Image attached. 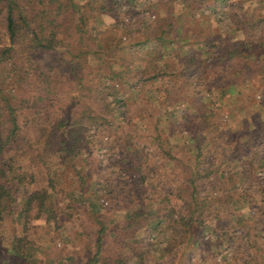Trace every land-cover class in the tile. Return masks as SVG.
<instances>
[{
    "label": "trees",
    "instance_id": "16d2710c",
    "mask_svg": "<svg viewBox=\"0 0 264 264\" xmlns=\"http://www.w3.org/2000/svg\"><path fill=\"white\" fill-rule=\"evenodd\" d=\"M256 1L261 5L263 0ZM157 2L165 5L164 13L155 11L152 18L139 22L135 18L124 20L116 0H84L82 6L74 0H0V264H41V258L36 262L24 259L27 245L43 246L53 240L57 233L54 228L72 219L66 207L82 204L73 199L57 204L49 191L55 193L60 186L39 167L50 154L71 159L83 145L88 147L87 169H75L73 160L66 164L79 182L93 175L107 183L116 198L129 192V200L136 202L126 217L116 222L99 214L92 204L83 207L95 225L92 242L85 244L86 264L95 261L97 255L107 264H122L121 256L133 252L135 246L142 256L144 248H139V243L146 247L160 226L169 235L167 251L172 252L180 243L183 248L188 242L194 245L201 238V230L211 229L208 224L220 227L221 232L230 229V242L235 241L232 228H241L254 262L264 264L258 256L264 254V118L257 127L247 129V137L240 143L232 133L221 140L209 135L210 162L199 168V153L185 162L181 151L171 148L167 133L155 127L151 102L131 98L133 92L154 89L162 91L169 102L177 94V99L187 97L186 102L196 107L197 100L189 94L193 81L205 80L209 88L225 82L227 86L228 81L240 80L246 61L248 75L258 73L257 79L263 81L264 57L255 56L264 52V12L252 13L245 8L236 14L231 9L229 30L216 29L211 35L205 28L199 29L192 17L207 0H178L176 13L169 9L171 0ZM100 13L113 17L101 29L94 22ZM237 31L240 36H236ZM201 43L204 54L193 47ZM182 44L184 48L171 54L173 45ZM40 50L61 53L43 61ZM89 54H97L109 69L101 74L102 65L91 67ZM112 62L121 66L120 74L111 69ZM108 75L115 77L116 84L103 81ZM118 85L124 88L123 124L116 123L119 118L104 100L106 95H119ZM228 100L237 108L244 106L240 97ZM188 115L179 114L183 120ZM213 120L201 112L192 114L196 122L190 134L192 144L198 141L201 128L211 131L217 126ZM149 128L154 131L148 137L143 129ZM104 135L112 136L111 140H105ZM242 151L248 154L234 176L233 159ZM105 154L115 156L106 167L100 165ZM149 158L159 166L158 161L171 160L166 166L171 175L168 187L149 184L154 177L152 164L146 166ZM255 167L263 173L256 172ZM116 176L123 179L117 187L112 186ZM235 180L237 186L229 188V182ZM79 189L84 191V186ZM247 192L251 196L246 197ZM240 197L248 200L254 213H234L229 200ZM16 211L21 213L17 219L13 217ZM139 229L143 231L141 237L135 236ZM104 238L112 240L113 256L105 255Z\"/></svg>",
    "mask_w": 264,
    "mask_h": 264
},
{
    "label": "rangeland",
    "instance_id": "374dc122",
    "mask_svg": "<svg viewBox=\"0 0 264 264\" xmlns=\"http://www.w3.org/2000/svg\"><path fill=\"white\" fill-rule=\"evenodd\" d=\"M84 0H74V2L82 6ZM120 4L119 12L120 16L124 20H131L135 18L137 21L142 22L144 20L150 19L152 17H146L141 10L147 9L148 13L156 12L164 13L165 5H159L157 0H150L148 3L142 5L140 2H134L133 0H116ZM208 3H204L202 7L208 8L207 13H203L200 9L193 13V19H196L199 23L198 28H205L204 31H208L211 35L215 34V30L218 29L219 32L226 31L228 22V13L232 9L236 14H240L242 9H247L252 13L264 12V0L261 5L257 3L256 0H207ZM180 6L178 0H171L169 3V9L176 13L177 8ZM201 7V6H200ZM199 7V8H200ZM131 8L132 12L129 11ZM135 10V11H134ZM143 11V12H144ZM198 12V14H196ZM132 13V14H130ZM130 14V15H129ZM171 14V13H170ZM113 20V17L107 13H100L95 16L94 22L97 24V28H104L109 22ZM207 28V29H206ZM229 30V29H228ZM236 36H240V31L236 32ZM123 38V37H122ZM97 45H99V40H97ZM174 52L178 53L179 50L185 47V45L172 46ZM193 47H197V51L204 54L205 48L201 44H194ZM171 48V47H170ZM60 51H48L40 50L39 57L41 60H50L53 56L60 55ZM252 57L255 56L253 52L250 53ZM261 54V55H260ZM175 56V55H174ZM264 57V52H260L256 57ZM254 58V59H255ZM88 64L95 68L98 65H102L99 72L105 73L108 68L106 63L97 54H89L87 56ZM249 62V61H246ZM243 62L246 67L245 72L240 77L239 81H228L225 84H217L212 87H208V83L205 80H195L190 84L189 94L192 100H197L196 107L190 106L186 101L189 98H176L173 95V100L169 102L163 97L162 91L149 89L140 94L133 92L131 93L132 100H138L139 98L147 99L151 102L153 110L151 113V118L155 119V127L162 129L163 133H167V140L171 144V148H175L176 151L179 149L181 155L184 157L185 162L192 161V156L194 153H199L198 167L204 168L206 164L210 162V152L209 148V135H213L216 140H221L228 133L234 134L235 138L240 143L241 140L247 137V129L251 130L258 126L260 120L264 118V80L260 81L257 79L258 73L254 76H249V66L248 63ZM253 64L255 61H253ZM112 70H115L120 74L121 66L118 63L112 62L110 65ZM109 69V68H108ZM110 74V72L108 71ZM230 80V79H229ZM107 85L111 82L116 84L115 77H106L103 80ZM120 88L119 95L111 97L106 95L104 97L105 102L113 110L115 117L119 118L116 122L117 124H123L125 118V113L122 105V89L123 86L118 85ZM241 98L242 105L241 108H237V105L230 102L228 98L238 99ZM201 105V106H200ZM181 112H186L189 115L186 119H182L179 114ZM201 112L202 116L206 118H214V122L217 124L211 131H206L201 128L199 131L198 141L194 144L190 142V134L193 133V129L196 122L192 121V114H199ZM141 124V121L137 120ZM141 127V126H140ZM153 129H143V133L148 137L153 134ZM105 140H111L109 136H103ZM96 144L95 140L94 143ZM150 145L149 147H151ZM88 147L86 145L81 146L76 149L71 159L59 156L58 154H50L46 158L42 159V164L40 171L43 175H46V170L48 171V176L54 179L55 184L59 187L58 191H49V193L54 196V201L57 204H64L68 200H79L82 205L75 204L74 207L67 206L66 208L71 212V218L66 222H63L61 226L54 228L57 231L53 240H49L43 246L28 244L26 249V259L29 262H36L41 258V264H86L85 251L86 245L92 242L94 236L95 225L90 222L88 216L84 213L83 207L94 205L99 210V214L104 217H110L112 222L120 221L126 217L129 207H134L136 202L129 200V192L124 193L123 197L118 199L115 195L111 194L109 191V185L105 183L102 179L93 177V175L82 182H79L78 175L67 166L73 160L74 168L82 171L87 169L88 161L85 160ZM247 152H240L239 156H234V161L232 169L234 176H237V172L242 167L241 160H243ZM113 154L103 155L100 161L101 166H109L111 160L114 159ZM152 158L147 159L146 166L151 165ZM154 160V159H153ZM156 160V159H155ZM92 160L90 161V163ZM158 164H152L150 166L151 172L154 177L149 179V184L153 186H160L163 188L168 187L171 184V175L168 174L169 164L171 165V160L158 161ZM162 162V164H161ZM256 172L262 174L263 171L259 167H255ZM174 174L177 175V169H175ZM243 175V174H242ZM244 176V175H243ZM40 181H45V178L38 177ZM71 179V181H69ZM229 182V188L232 186H237L238 182ZM123 182L121 177L112 178V186H119ZM76 183V184H75ZM81 183V184H80ZM84 186V191H80L79 186ZM256 191V190H255ZM252 191V194H257ZM264 196V191L262 193ZM246 197L251 196L248 192ZM111 198V200H110ZM104 201H106L104 203ZM230 203L235 209V214L254 213L252 206H249L248 200L240 197L237 200L231 198ZM120 202V203H119ZM79 203V202H78ZM233 209V210H234ZM78 211V215H76ZM152 212V210H150ZM19 211H16L13 215L17 219ZM256 220L259 217L255 216ZM40 221V220H38ZM41 222V221H40ZM154 221H152L153 223ZM212 224H208L211 229L206 228L201 230V238L198 242L192 245L188 242L183 248V243L177 244L172 248V252H169L165 248V243L168 240V232L165 228H161L154 232L149 238V242L146 247H143L140 243L139 248H144L142 256L139 257L138 248L135 246L134 251L125 256H121L122 264H155L156 262L167 261V260H180L185 259L184 262L179 264H256L251 254H249L248 247L246 245V240L242 237L243 231L241 228H232L234 232L235 241L230 242L227 239V234L230 229H225L221 232L220 227L213 228ZM142 229L135 232V236L142 235ZM260 233V232H259ZM239 236V237H238ZM2 243H4L2 241ZM112 240L109 238H104L103 251L105 255L113 256L112 250ZM181 251V252H179ZM107 253V254H106ZM259 260L264 261V254H258ZM100 256L97 255L96 260L92 261L91 264H107L99 259ZM9 264V263H8ZM40 264V263H39Z\"/></svg>",
    "mask_w": 264,
    "mask_h": 264
},
{
    "label": "built area",
    "instance_id": "2783aa9c",
    "mask_svg": "<svg viewBox=\"0 0 264 264\" xmlns=\"http://www.w3.org/2000/svg\"><path fill=\"white\" fill-rule=\"evenodd\" d=\"M134 2H140L142 5H145L144 3H148L150 0H133ZM144 10H147V9H143V10H141V12L142 13H145L144 15L146 16V17H153L154 16V14L152 13V12H150V13H148L147 11H144ZM144 11V12H143ZM106 201H104V203H105Z\"/></svg>",
    "mask_w": 264,
    "mask_h": 264
},
{
    "label": "crops",
    "instance_id": "0c3cea01",
    "mask_svg": "<svg viewBox=\"0 0 264 264\" xmlns=\"http://www.w3.org/2000/svg\"><path fill=\"white\" fill-rule=\"evenodd\" d=\"M201 10L203 13H207L208 12V8H206V7H200V8H198L197 10ZM196 14H198V12H196ZM226 24H228V22L226 23Z\"/></svg>",
    "mask_w": 264,
    "mask_h": 264
}]
</instances>
